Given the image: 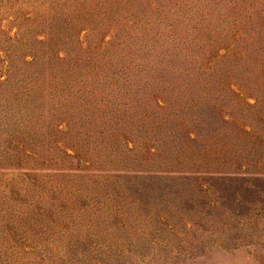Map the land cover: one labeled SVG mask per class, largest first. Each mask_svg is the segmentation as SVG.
I'll list each match as a JSON object with an SVG mask.
<instances>
[{
    "label": "rangeland",
    "instance_id": "1",
    "mask_svg": "<svg viewBox=\"0 0 264 264\" xmlns=\"http://www.w3.org/2000/svg\"><path fill=\"white\" fill-rule=\"evenodd\" d=\"M0 264H264V0H0Z\"/></svg>",
    "mask_w": 264,
    "mask_h": 264
}]
</instances>
